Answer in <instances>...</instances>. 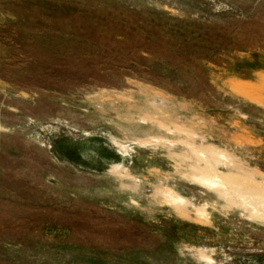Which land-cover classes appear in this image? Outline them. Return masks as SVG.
Instances as JSON below:
<instances>
[{
  "label": "rangeland",
  "instance_id": "1",
  "mask_svg": "<svg viewBox=\"0 0 264 264\" xmlns=\"http://www.w3.org/2000/svg\"><path fill=\"white\" fill-rule=\"evenodd\" d=\"M0 264H264V0H0Z\"/></svg>",
  "mask_w": 264,
  "mask_h": 264
}]
</instances>
